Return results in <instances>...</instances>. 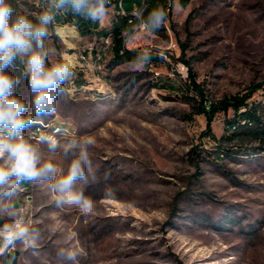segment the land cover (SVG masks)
I'll list each match as a JSON object with an SVG mask.
<instances>
[{"label": "rangeland", "instance_id": "374dc122", "mask_svg": "<svg viewBox=\"0 0 264 264\" xmlns=\"http://www.w3.org/2000/svg\"><path fill=\"white\" fill-rule=\"evenodd\" d=\"M25 2L34 11L42 4ZM112 4L103 23L58 17L48 41L75 76L57 115L43 117L45 130L67 124L94 140L95 178L85 188L94 207L57 208L47 185L22 186L11 198L14 219L36 230V250L18 242L4 252L18 264H73L56 255L61 249L76 253V264H264V0L167 1L165 27L125 42L157 57L138 72L101 47ZM80 53L89 69L78 66ZM188 68L202 100L188 87ZM18 91L27 98L26 81ZM245 94L248 107L259 103V123L233 136L225 129L232 107L198 112Z\"/></svg>", "mask_w": 264, "mask_h": 264}, {"label": "clouds", "instance_id": "9594fccd", "mask_svg": "<svg viewBox=\"0 0 264 264\" xmlns=\"http://www.w3.org/2000/svg\"><path fill=\"white\" fill-rule=\"evenodd\" d=\"M112 0H42L39 11L25 0H0V216L13 222L0 224V247L18 242L36 250L37 232L17 217L15 197L25 185H47L55 206L77 207L90 212L94 201L85 188L93 179L91 150L94 140L75 135L67 124L46 131L43 117L54 118L61 98L68 94L75 71L71 61L53 59L48 41L58 17L69 14L93 23H103ZM163 6L149 10L146 2L133 8L135 24L128 29L125 42L137 32L156 34L167 24ZM132 23V21H130ZM163 58V53H160ZM154 55L144 50L130 61L127 70L138 72L151 65ZM26 81L27 98L19 94ZM57 154L66 162L61 166ZM110 175L105 174V179ZM115 194L108 189L106 196ZM76 264V253L61 249L56 254Z\"/></svg>", "mask_w": 264, "mask_h": 264}, {"label": "trees", "instance_id": "16d2710c", "mask_svg": "<svg viewBox=\"0 0 264 264\" xmlns=\"http://www.w3.org/2000/svg\"><path fill=\"white\" fill-rule=\"evenodd\" d=\"M169 0H143V2H146L149 6V10L156 6H163L165 7L166 2ZM178 4L185 8L190 0H176ZM142 0H114L113 3L115 6H117V11H123L124 14L116 13V17L114 18L112 22V28L110 31H107V33H111L113 36V46H112V53H113V59L115 62H127L133 59L136 55H138L141 51L138 49H131L128 48L125 44H123V40L127 36L128 29L132 28L135 24L134 19H131V12L134 7L141 4ZM120 6H119V5ZM132 21V23H130ZM106 33V34H107ZM154 55L152 63L156 60V55ZM189 70V86L193 91L201 98L203 99V93L199 87V84H197L192 76V73ZM249 94L243 95L241 98L238 97H232L230 99H223L218 102V106H216L213 103H209L206 107L201 104V107L199 109V113H207L212 114L218 109L226 110L228 107H232L234 109V117L230 119L229 121H226L225 123V129L226 131H232L230 136H233L235 134H238V129L242 126V124H249L252 125L253 122L259 123L258 118L256 117L255 110L257 103H255V106H249L246 103V100L249 98ZM260 102V101H259ZM261 103V102H260ZM262 104V103H261ZM243 108V110L239 111V109ZM243 122V123H242Z\"/></svg>", "mask_w": 264, "mask_h": 264}, {"label": "built area", "instance_id": "2783aa9c", "mask_svg": "<svg viewBox=\"0 0 264 264\" xmlns=\"http://www.w3.org/2000/svg\"><path fill=\"white\" fill-rule=\"evenodd\" d=\"M131 19H134V18L132 17ZM141 31H143V30H141ZM112 46H113V36H111L110 39H108V40H104V42H102V46L101 47H111L112 48ZM172 46H174L173 43H172ZM89 59H90V57H89V55L87 53H80V55L78 56V66L81 67V68L86 67V68L89 69V67L91 65H93V64L90 63ZM152 65H153V63H151V65H149V66L151 67ZM88 74L89 73L86 72L85 75H84V78L86 79V81H88L87 80V75Z\"/></svg>", "mask_w": 264, "mask_h": 264}, {"label": "crops", "instance_id": "0c3cea01", "mask_svg": "<svg viewBox=\"0 0 264 264\" xmlns=\"http://www.w3.org/2000/svg\"><path fill=\"white\" fill-rule=\"evenodd\" d=\"M112 5L114 6L115 12L120 13V10L117 11L118 7L115 6L114 3ZM87 22H88V20H87ZM88 29L92 30L91 27H88ZM82 31H83V29H82ZM123 44H125V39L123 40ZM0 264H18L17 255L14 253V251L4 252V247H0Z\"/></svg>", "mask_w": 264, "mask_h": 264}, {"label": "bare ground", "instance_id": "6f19581e", "mask_svg": "<svg viewBox=\"0 0 264 264\" xmlns=\"http://www.w3.org/2000/svg\"><path fill=\"white\" fill-rule=\"evenodd\" d=\"M120 13H121V14H124L123 11H120ZM111 36H112V34L109 32V33L105 36L104 40H108V39H110ZM104 40H103V42H104ZM242 123H243V122H242Z\"/></svg>", "mask_w": 264, "mask_h": 264}]
</instances>
